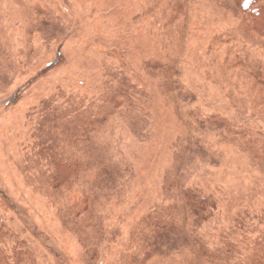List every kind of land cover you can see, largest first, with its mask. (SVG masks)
<instances>
[{
	"label": "rangeland",
	"instance_id": "374dc122",
	"mask_svg": "<svg viewBox=\"0 0 264 264\" xmlns=\"http://www.w3.org/2000/svg\"><path fill=\"white\" fill-rule=\"evenodd\" d=\"M243 17L0 0V264H264V44Z\"/></svg>",
	"mask_w": 264,
	"mask_h": 264
},
{
	"label": "trees",
	"instance_id": "16d2710c",
	"mask_svg": "<svg viewBox=\"0 0 264 264\" xmlns=\"http://www.w3.org/2000/svg\"><path fill=\"white\" fill-rule=\"evenodd\" d=\"M236 3H240L242 6V10L244 13L243 19L245 20L244 31L247 34L248 38L252 40L254 43L264 44V0H236ZM252 24V25H251ZM250 150V149H249ZM186 200V195L184 191V197ZM191 203V201H190ZM172 229V228H171ZM3 232L2 227H0V233ZM22 244L18 243L13 248V254L9 259H19L21 258V254L23 252L19 251L17 248H20ZM239 256H241L239 254ZM256 256V255H254ZM262 261L263 254L260 255ZM262 262H257L256 264H260Z\"/></svg>",
	"mask_w": 264,
	"mask_h": 264
}]
</instances>
